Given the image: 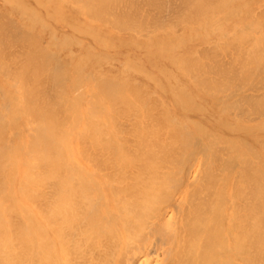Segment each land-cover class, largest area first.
I'll list each match as a JSON object with an SVG mask.
<instances>
[{
	"label": "bare ground",
	"instance_id": "obj_1",
	"mask_svg": "<svg viewBox=\"0 0 264 264\" xmlns=\"http://www.w3.org/2000/svg\"><path fill=\"white\" fill-rule=\"evenodd\" d=\"M33 1L36 6L31 0H2L0 6V77L6 79L5 85H0V264H264V17L259 15H264L261 11L264 0H180L184 18L176 15L179 2L175 0L176 5L175 1L169 0L170 4H175L173 8L166 0L164 5L172 6L169 9L176 12L175 15L169 13V16L181 17L182 24L185 21L186 30L181 25L187 41L193 42L190 45L181 37L183 34H176L181 30L176 29L180 25L179 19V25L175 26L166 21L168 16L166 18L161 12L160 17L165 18L161 22L159 9L157 16L153 17L156 16L155 20H160L161 25L166 22L171 30L159 23L160 26L153 29L156 25L151 22L154 27L147 25L149 30L145 28L146 32L142 33L141 28L134 26L138 23L135 12L139 13L141 9L133 6L134 9L138 7L134 19L125 12L130 3L134 5V0ZM138 2L143 4L142 0ZM141 3L140 8H144ZM164 5L165 10L167 5ZM76 10L78 13L72 18ZM141 12L137 20L142 16ZM66 13L70 16L65 20ZM151 13L147 12V15ZM143 16L146 19V14ZM143 16L139 23L144 22ZM81 17L96 19L102 24L113 23L114 28L123 31L118 34L117 41L121 42L118 51L123 52L126 46L134 45L145 52L143 57L136 59V55H127L122 61L119 56L115 58L98 52L74 34L84 32V35L93 36L92 39L103 37L104 40L106 32L103 30L104 36H99L100 32L94 30V26L80 22L78 18ZM175 20L173 18L174 24ZM64 22L72 29V34L66 33L61 24ZM227 23L232 26L224 27ZM171 25L175 26V33ZM36 27L40 28L41 36L49 35L47 46L37 43L36 32L32 33ZM215 27L220 30L215 31ZM228 29L235 30L236 35L232 34L235 39L241 30L239 38H248L249 46L242 43L245 38L242 42L230 39L232 36L226 39L227 36L223 35ZM214 33L226 41L213 44L209 50L201 49V53L208 57L212 50L213 57L208 60L206 56V63L217 58L216 54H222L231 40L235 46L230 44L228 48L240 50V45H244L242 48L245 49L241 50L250 61L241 60L243 55L238 57L241 50L237 49L236 55L231 50L233 53L229 56L235 57L229 62L233 63L232 60L238 57L241 62H234L240 67L234 63L235 67L227 68L230 71L223 70L226 64L232 66L225 60L230 53L225 54L227 48L220 57L226 55L224 60L228 63H221V68L222 60L218 56L217 65L213 64V68L220 65L217 69L225 71L219 69L215 72L227 76L220 73L217 77L206 76L212 66L210 62L207 63L210 68L206 63L202 64L205 56L199 51L203 43H212L209 35ZM136 34L146 35L147 39L142 41L141 37L136 38ZM103 40L98 41H110L108 38ZM74 42L86 50V55L82 54L81 58L85 55V61L91 60L98 67H88L90 71L85 73L86 76L80 67L83 78L78 73L75 75L80 78L74 76L72 81L91 77L95 82L100 80L95 84L102 88L104 101L109 102L111 111L107 110V103V111H104L105 103L103 106L94 105L102 102V98L98 99L100 95L93 91L89 95H96L99 101L88 98V102L93 103L83 107L80 98L83 90L82 95L77 93V83L70 84L71 90L78 89L76 95V90L73 92L75 98L72 96L70 101L67 97L69 60L68 64L65 63L68 57L63 56V61L57 49L68 47L72 54ZM50 46L56 50H50ZM215 46L222 50L218 51L220 47ZM71 54L73 58L75 54ZM191 58L196 59V63ZM104 62L110 73L122 66L124 75L128 74L122 79L124 84L133 80L127 79L133 72H144V77L152 81L154 93L161 100L173 97L176 106L199 115L207 125L192 122L196 131L190 130L187 126L194 120L187 118L191 121L185 122L182 118L181 129V123L173 115L179 127L171 121L173 117L168 118L175 125L174 128L168 123L175 134L167 126L170 132L163 136V140L162 132L151 119L153 116L144 110L147 108L142 105L144 98L141 104L137 103L135 93L139 87L143 89L142 83L137 86L135 80L131 82L135 84L133 88L138 87L133 94L134 102L120 91L127 85L118 81L123 85L117 86L114 77H109L112 80L103 79ZM32 67L34 71H30ZM76 67L79 69L75 65L73 73L78 72ZM149 68L153 73L148 72ZM213 68L210 69L212 72L216 69ZM27 69L31 73L37 71L36 75L40 73L53 84L49 90L52 93V88L55 89L50 98L52 101L41 99L46 89L41 88L42 93L37 85L34 90L31 84L27 86L30 75H23ZM181 71L188 76V85L180 78ZM24 76L29 90L22 85L25 84V81L22 83ZM31 76L37 77L34 73ZM34 77L29 78L33 80ZM37 78L33 83L40 82L42 77ZM15 81L22 83L17 86L19 88H16L18 83ZM8 85L15 86L14 91L9 92ZM128 86V89L132 88V85ZM190 86L194 87L195 96L187 93ZM148 92L152 93L150 89ZM194 98L200 101L198 105L195 101L194 104ZM98 106L103 110L95 108ZM92 109L98 110L92 112ZM84 111L85 114L86 111L96 112L102 120L94 119L93 123L92 119L88 123L86 119L91 114L86 115L85 126L79 130L76 127L83 124ZM148 112L153 113L150 109ZM20 121L29 124L28 137L20 135L23 129L19 126ZM215 125L218 132L211 128ZM14 126L17 131L11 133ZM174 129L181 130L176 133ZM87 141L91 144L89 149ZM75 142L80 145L76 152ZM85 143L86 150L82 147Z\"/></svg>",
	"mask_w": 264,
	"mask_h": 264
},
{
	"label": "rangeland",
	"instance_id": "obj_2",
	"mask_svg": "<svg viewBox=\"0 0 264 264\" xmlns=\"http://www.w3.org/2000/svg\"><path fill=\"white\" fill-rule=\"evenodd\" d=\"M139 1H141V0H139ZM145 1H146V0H145ZM150 1H152V0H147V3L150 2ZM153 1H155V0H153ZM173 1H175V0H173ZM173 1H172V2H173ZM177 1L179 2L180 0H177ZM177 1H175L174 3H176ZM142 2H143V4L146 3V2H144V0H142ZM157 2H158V3H157ZM161 2H162L163 4H159V3H161ZM164 2H166V0H165V1H164V0H163V1H161V0H158V1H157V0H156V2H154L155 4H154L153 2H150V3H153V4L150 5V4L148 3V4H149V5H148V4L146 3V4H145L146 6H145V5L143 6V4H142L141 2H138V0H136V2H135V0H134V2H133L134 5H133V4L131 5V3H130L129 8H128V6H127L128 10H126L125 12H126V13L128 12L126 15H128L129 18H130V17H131V18L133 17V19H134V16H135L136 14H138V15H136V16H138V18H139V15H140L139 13H140V12L142 11V9H143V11H142V12H144L143 14H144V15L146 14V16H147L146 19H144V16H143V14H142V12H141V15L143 16L142 21L144 20V22L139 23V20H141L142 16L140 17L139 20H137L138 18L136 19V22L138 21V23H135V22L133 21V22L135 23L134 26H137L138 28H141V30L143 31L142 33H145V32H146V31H145V28L148 29V28H147V27H148L147 25H150L149 28H152V27H154V26L156 25V27L153 28V29H157V26H160V25H161V23H159V21L161 20V22H162V18H164V16H165L166 18H167V16H168L169 20L166 19V21H171L172 24L175 25V26H176V25L178 26L179 24H177V23H179V21H180V25H179L178 28L176 27V29L179 30V29L181 28V30L183 31L184 27L187 26V25L185 24V21H184L185 19H183L184 24H182L183 22L181 23L182 20H180V19L184 18V16L182 17V15H183V11H184V8H182V7H183V4L181 5V3H180L181 1L179 2L180 5H179V7H178V6L176 7V8H177V10H176L177 14H176V12H174L175 9L172 10V11L169 9V8L172 7V6H173V8H174V7H175V4H174V3H173V4H170L171 1L168 0V3H167V2H166V3H167V4H170V5H172V6L169 5V6H170V7H169L167 4H165V5H167V6H166L167 8L164 10V8L162 7V6L164 5ZM140 3L142 4L141 7H144V8H140ZM31 4H32L33 6H36V3H35L33 0H31ZM127 4H129V3H127ZM158 4L161 5V6H159ZM1 5H2V0H0V6H1ZM122 5H123V4H122ZM152 5H154V6H152ZM165 5H164V7H165ZM176 5H178V4L176 3ZM130 6H131V7H130ZM133 6H134V7H135V6H138L139 9H141V11L139 10L140 12L138 11L139 13H137L136 9H138V7H136V8L134 9ZM151 6H152V7H151ZM156 6H158V7H162L163 9H162V8L160 9V8H158V7L156 8ZM132 7H133V8H132ZM148 7L151 8L152 11H151L150 9H148ZM127 8H126V9H127ZM130 8H131L132 10H131ZM152 8H153V9H152ZM154 8H156V9H155L156 12L158 11V9L160 10V11H158V12H160V13H159V16H158V19H160V20H158V19L155 20V17L157 16L158 12H157V13L154 12V11H155ZM178 8H179L180 10H179ZM181 8H182V9H181ZM133 9H134V10H133ZM144 9H145V11H144ZM146 9H147V10H146ZM168 9H169V10H168ZM171 9H172V8H171ZM181 10H183V11H181ZM134 11H136V12H135L136 14L134 13ZM163 11H165V12H163ZM166 11H169V12L166 13ZM170 11H171V12H170ZM178 11H179V12L181 11V12H180L181 14H180V13L178 14ZM258 11H259V10H258ZM261 11H264V9H262ZM261 11H260V12H261ZM125 12H124V13H125ZM147 12H148V13H149V12H153L154 14H153V13L150 14L152 17H153V15H156V16L153 17V18H150L151 16L148 14V15H149V17H148ZM161 12H162V15H164L163 17H160ZM172 12H173V13H172ZM77 13H78V11L76 10V13H73V14L71 15L72 18H74L75 15H77ZM133 13H134V14H133ZM155 13H156V14H155ZM163 13H164V14H163ZM165 13H166V14H165ZM169 13H170L171 15H172V14H174V15H175V14H176V15H179V16H181L182 18H181V17H180V19L178 18V19H179V21H178L177 17L174 16L173 18L176 19V20H175V24H174L173 18L170 17L171 15L169 16ZM258 13H259V12H258ZM262 13H264V12H262ZM66 14H68V15H65V16L63 17L65 20H66V18H67L68 16H70L69 13H66ZM129 14H132L133 16H130ZM162 15H161V16H162ZM259 15L264 17V15H262V14H259ZM73 16H74V17H73ZM179 16H178V17H179ZM159 17H160V18H159ZM63 18H62V16H59V19L62 20ZM69 18H70V17H69ZM69 18H68V19H69ZM129 18H128V19H129ZM131 18H130V19H131ZM135 18H136V17H135ZM147 18H149L150 20L153 19L155 22H154V21H149V20H147ZM156 18H157V17H156ZM170 18H172V20H170ZM259 18H260V17H259ZM78 19L80 20V22L84 23V25L88 24V25H92V26H94V27H95L94 30L100 32V35H99V36H104L103 34L106 32V33H105V36H104V38H105L104 40L106 41V39L108 38V40H110V41L103 42V43H101V41L103 40V37H102V38L100 37L101 39L98 38V40H101V41H98L95 37H94V39H92L93 36H90L89 34H86V33H85V35H84V32H83V34H82V33L79 34V33H77V32L74 34L75 36L81 37L82 40H84L85 42H87V43H89L90 45H92L93 48H95V50H97L98 52H100V53H105V54H110L112 57L114 56L115 58H116L117 56H119V58H120L122 61H125V56H127V55H131L132 57H135L134 55H136V59H141V57H143V55H144L145 52H143V50L141 51L140 49H137L134 45L126 46V47L122 50L123 52H119V51H118V48L120 47V43H121V42L118 43L119 41H117V40L119 39V37H120V35H118V34H119L120 32H123V31H120L119 28H114V27L112 26L113 23H110V24H109V23H108V24H102L101 22L97 21L96 19H92V20H91V19H87V20H85L83 17L78 18ZM261 19H262V18H261ZM157 20H158V22H156ZM63 21H64V20H63ZM146 21H149V24H148V22L145 24ZM163 21H165V18H164ZM259 21H260V19H259ZM151 22H152V23H151ZM51 23L55 24V22H53L52 20H51ZM65 23H66V22L61 23V24H63V26H65V30L67 31L66 33L69 32L68 34H72V29L69 28V26H68L67 24H65ZM82 23H81V24H82ZM127 23H128V22H127ZM129 23H130V22H129ZM150 23H151V24L155 23V25L153 24L154 26L152 25V27H151V24H150ZM156 23H157V24L159 23L160 25H159V24L157 25ZM167 23H168V22H167ZM131 24H133V23L131 22ZM143 24H144V25H143ZM168 24L170 25V22H169ZM168 24H167V25H168ZM181 24L184 25V26H183V29H182V25H181ZM115 25H116V24H114V26H115ZM162 25H163V23H162ZM162 25H161V26H162ZM164 25L166 26V22L164 23ZM164 25H163V26H164ZM173 25H171L172 27H170V26H169V27H170V28H174V29H172V30H173V32L175 33V31H176V30H175V26H173ZM225 25H226V26H225ZM225 25H224V27H230V26H232L231 24H228V23L225 24ZM92 26H91V27H92ZM142 26H143V27H142ZM100 27H101V30H100ZM219 27H220V26H219ZM160 28H161V27H160ZM162 28H163V27H162ZM164 28H165V27H164ZM215 28H216V27H215ZM217 28H218V27H217ZM217 28L215 29V31H219V30H220V28H219V29H217ZM222 28H223V27H222ZM143 29H144V30H143ZM226 29H227V28H226ZM103 30H104L105 32H103ZM112 30H113V31H112ZM148 30H149V29H148ZM166 30H171V29H168L167 26H166ZM181 30L176 31L177 36H180V34L178 35V32H179V33L183 34L181 37H182L183 39H186V41H185L186 43H189V45H190L191 43H193V42H188V41H187V36H186L187 34H186L184 31H183V32H184V33H183ZM184 30H186V28H185ZM111 31H112V32H111ZM247 31H248V30H247ZM247 31H246V33H248ZM35 32H36V37H37V39H39V40H37V41H38L37 43H38L39 45L47 46V40H48V41L50 40V39L48 38L49 35L46 34V35H42V36H41V35H40V28H37V27H36V30H32V33H35ZM227 32H228V33H227L226 35H223L224 37L227 36L226 39L228 38V36L230 37V36H232V34L236 33L235 30L233 31V30H231V29H228ZM238 32H239V30H238ZM241 33H242V32H241V30H240V34H239V35L237 34V35H238L239 37H241V36H240ZM108 34H110V35L108 36ZM33 35L35 36V34H33ZM37 35L39 36V38H38ZM111 35H112V36H111ZM116 35H117V38H116ZM121 35H123L124 37H127V36H125L126 34H123V33H122ZM141 35H142V34H141ZM141 35H140V34H136L135 36H136V38H140V37H141L140 40H142V41L145 40V39H147L146 35H142V36H141ZM201 35H202V34H201ZM235 35H236V34H234V36H235ZM107 36H108V37H107ZM143 36H144V37H143ZM202 36H203V35H202ZM210 36L212 37V39H211V40H212V43H211V44L203 43V45L200 47V51H199L200 53H199V54H202V53H203V52L201 53V49H202V48L204 49V51H205V50H209V49H210L209 47H211L213 44H214V45H216V44L219 45L218 42H219V43H223V42H224L223 40H225V38H224L223 36H222L223 39H222L221 37L218 38V37L216 36L215 33L209 35V37H210ZM41 37H42V38H41ZM110 37H111V38H110ZM203 37H204V36H203ZM239 37L236 36V39H235V37L232 36V38H230V39H235L236 42H239V41L242 42V41H243L242 39L245 38V37L243 38V36H242V39H240ZM214 38H215L216 40H215ZM40 39H41V40H40ZM204 39H205V38H204ZM221 39H222V40H221ZM239 39H240V40H239ZM43 40H44V41H43ZM104 40H103V41H104ZM123 40H125V41H126V40H127V41H130L129 38H123ZM201 40H203V39L201 38ZM228 40H229V39H228ZM235 40H234V42H235ZM238 40H239V41H238ZM246 40L248 41V38H245L244 42H242V43H244V45H248V46H249L250 41H248L247 44H245V43H246ZM111 41H112V44H111ZM225 41H226V40H225ZM41 42H42V43H41ZM97 42H98V43H97ZM203 42H205V41H203ZM231 42H232V40H231L230 43L228 44V47L230 46ZM236 42H235V44H236ZM74 43H75V44H74V45L72 44V46H71V48L73 49L72 54L69 52L70 49L68 50V47L66 48V47H63V46H62L63 49H57V50H59V54H61V57H62V60H63V61H64L63 56H64V57H68V59L66 60L65 63H67L68 60H69V65L67 66V67L69 68V70H68V72H69L68 79H69V80L67 81V88H68L69 90H68L67 97L70 99V101H71V99L73 100V98H72V96L74 97V93H73V92L76 90V91H75V95H76V92L78 91V89H77L76 87L78 86V87H79V92H77V93H78V94H79V93L81 94V93L83 92V95L81 94L82 96L80 97V98H81V104H82L83 107H85L86 104L90 102V100H89V102H88V98H90V99L92 98L91 100L93 101V99H96V98H95V97H97L96 95L99 94L101 97L98 96V97H99L98 99L102 98V102L99 101L98 99H96V101L98 100L100 103H96V102L94 101V102H95L94 105L97 106V104H100V105L103 106V103H105V105H104V111H107L108 109L110 110V104H109V102L104 101V92L101 91L102 88H101V89L98 88V87H100L99 85L97 86V85L95 84V83L97 82V80H96V82H95V79H94V78L92 79V77H91V78H89V79L87 78L88 80L84 79V80H82V81H81V79H79V80H78V82L80 81L79 83H78L77 81L75 82V83H77L75 89H73V88H72V90L70 89V88H71L70 84H73V83H74L72 80H74V78L77 77L75 74L78 75V73L80 74V73L82 72V70H83V74L86 76V74L89 73V71H90V70H88V67H92V66H96V67H98V65H96L97 63H95V62H93V61H91V60H88L90 63H89L87 60L85 61V59H84V57H85V55H86V50H85V48H83L82 46L77 45L76 42H74ZM224 43H225V42H224ZM227 43H228V42H226V46H227ZM232 43H233V42H232ZM103 44H104V45H103ZM106 44H107V46H106ZM110 44H111V45H110ZM240 44H241V43H240ZM109 45H110L111 47H110ZM224 45H225V44H224ZM232 45H233V44H231V46H232ZM238 45H239V44H238ZM238 45H236V46H238ZM244 45H240L241 48L244 47ZM105 46H106V47H105ZM113 46H114V47H113ZM116 46H117V47H116ZM206 46H208V48H207ZM220 46H221V45H220ZM220 46H219V47H220ZM234 46H235V45H233V47H234ZM240 46H239V47H240ZM248 46H247V47H248ZM205 47H206V49H205ZM215 47L217 48V46H215ZM219 47H218V48H219ZM221 47L223 48V46H221ZM221 47H220V49L217 48L218 51H219V50H222ZM228 47H227V48H228ZM233 47H232V48H231V47L228 48V49H229L228 51L226 50L227 48H226V49H225V48L223 49L224 51L226 50V53H225L226 55H227V52H228V53L230 52V53L227 55V57H226L227 59H225V56H226V55H224V58H223V57H222V58L220 57L221 55L223 56V54H224L223 52H224V51H223V52L220 51V52H222V54L220 53L221 55H220L219 53L216 54V52H215V54L217 55V58H218V56H219L220 59L222 60V62H220V65H221V63L223 64V62H224L225 60H228V62H229V61H231V58L233 59V58L235 57L234 55H233V56H229L231 53H233V51L235 52V55H236V50H237L238 48L235 49L236 47H235V48H233ZM245 47H246V46H245ZM247 47H246V48H247ZM113 48H114V49H113ZM212 48H213V47H212ZM241 48H240V50H241ZM125 49H126V50H125ZM234 49H235V50H234ZM242 49L244 50L245 48H242ZM50 50H56V48L53 47V46H50ZM129 50H130V51H129ZM231 50H233V51H231ZM238 50H239V49H238ZM238 50H237V51H238ZM240 50H239V51H240ZM243 50L240 51L241 54H240V53L238 54V52H237V54L239 55L238 57H240V56L243 55V58H244V59H243L242 57H241L240 59L243 60V61H245V60H247L248 58H245L246 56H245ZM202 51H203V50H202ZM211 51H212V50H211ZM211 51H209V53H208V54H211L210 56H212V53H210ZM242 51H243V52H242ZM67 52H68V53H67ZM206 52H207V51H206ZM206 52H204V53H206ZM65 53H66V54H65ZM73 53H74L75 55H74ZM174 53H175V52H174ZM70 54H71L72 56L74 55L73 58L70 56ZM79 54H80V55H79ZM82 54H85V55L82 56V58H81V55H82ZM78 55L80 56L79 58H78ZM202 55L205 56V59L203 58V60H202V64H203V63H206V60H207V59H208V60L210 59V56L208 57L207 54H206V55L202 54ZM202 55H200V56H202ZM213 55H214V52H213ZM216 55H215V56H216ZM200 56H197V57H200ZM206 56L208 57L207 59H206ZM76 57H77V58H76ZM194 57H196V55H195ZM212 57H213V56H212ZM228 57H230V58H228ZM238 57H237V58H238ZM85 58H86V57H85ZM217 58H214L213 61H211L212 59L209 61V62L211 63L210 65L212 66L211 68H213V64L217 65V64L215 63V61H216V62L218 61ZM237 58H236V60L234 59L235 62L238 61V63H240V62H241V61H239L240 59L238 60ZM78 59H82V61H85V62H82V61L80 62V60H78ZM86 59H87V58H86ZM191 59L193 60L192 62H194V61L196 60V59H194V58H191ZM198 59H199V58H198ZM198 59H197V60H198ZM200 59H202V57H200ZM224 59H225V60H224ZM221 60H219V61H221ZM234 60H232L233 63H232V62H229V63H232V66H231V64H228V66H227V64L225 65V63L227 62V61H225V62H224V65H225L226 68H222L223 65H221V66H220L219 64H218V65H219L223 70H226L227 68H231V67L233 68V67H235V65H236V63L234 62ZM134 61H135V60H134ZM198 61H200V60H198ZM243 61H242V62H243ZM247 61H250V60L248 59ZM110 62H111V61H110ZM135 62H136V61H135ZM209 62H207V63H209ZM228 62H227V63H228ZM25 63H26V62H25ZM88 63H89V64H88ZM106 63H107V62H106ZM194 63H196V62H194ZM199 63H200V62H199ZM207 63H206V64H207ZM217 63H218V62H217ZM234 63H235V65L233 66ZM238 63H237V64H238ZM67 64H68V63H67ZM73 65H74V66H73ZM75 65H78V68H79V69H77V67H76V70H78V72L75 71L76 73H75V72L73 73L72 71H73V69H75ZM102 65H103V64H102ZM107 65H108V64H105V62H104V66H105L106 70L103 71V72H104V74L102 75L103 79H104V77H107V80H112V78H109V77H114V78H117V79H115L117 86H118V84H120V82L123 83L122 79H123V78H126V76H127L128 74L124 75V73H123V71H122V66L120 65V66H119V67H118L113 73H110V72H108V66H107ZM199 65H201V64H199ZM199 65L197 64V66H199ZM229 65H230V66H229ZM240 65H241V64H240ZM72 66H73V67H72ZM83 66H84V67H83ZM201 66H203V65H201ZM204 66H205V64H204ZM219 66H215L214 68H216V69L213 68L214 70H213V72H212V70H210V69H211L210 66H208V64H207L206 67H208V68H210V69H208L209 71H208L207 73H209V74H206V76L210 75V77H214V76L217 77V76H218V73H220V75H223V74H221V73L223 72V70L220 69V68L217 69V67H219ZM80 67H82L83 69L81 68V69H82V70H81ZM85 67H86V69H84ZM96 67H95V68H96ZM236 67H240V66H239V65H238V66L236 65ZM169 68H171V67H169ZM232 68H231V69H232ZM30 69H31V70H30ZM30 69H27V71L25 70V71H24L25 73H23V75H25V74H27V75H25V76H29V75H30V76H29L30 78H31V77H34V76H31V74L33 75V73H34V75L37 76V77H39V75H40V77H42V78H41L42 80L40 79V82L38 81L37 83L39 84V83L42 82V84H40V86H39L37 83H33V81H35V80L38 79L37 77H36V78L34 77L35 79L32 78L33 80H31L29 77H27V78H28V80H27V78H25V76L22 77V79H23V80H22V83L25 81V84H24V83H23V84L21 83V84H22V85H25V88H26L27 86H29V84H31V85L33 84L34 86H33V85H32V86L30 85V87H31L32 89H33V88H36V89H37L38 87L40 88V89H39L40 91H42L41 88H43V90L46 89V90L48 91V92H47V91L45 90V91L47 92V95H46V92L43 93V91H42L43 94H41L40 92H38V93H39V95L41 94V95L43 96V97H41V99L44 98L45 102H47V101H48V98L50 99V98L54 95V93H53L54 90H55V89L53 90L54 87L52 88V91H53L52 93H50L51 91H49V90L51 89V87L53 86V84L49 83V81H48L45 77L41 76L40 73H37V75H36L35 73H36L37 71H35V72H33V73L29 72V70H30V71L33 70V67L30 68ZM219 69H220L222 72H220V71L217 72V71H216V72H217V75H215V73H216L215 70H219ZM231 69H229V70L227 69V70L230 71ZM79 70H81V71L79 72ZM120 70H121V71H120ZM148 70H149V71H148L149 73H150V72L153 73V69H152V68H149ZM33 71H34V70H33ZM137 72H138V71H137ZM137 72H133L130 76L127 77V79L129 78V79H133V80H135V81H136L135 84H136L137 86H138V85H141V83H142L143 89H142V87H139V88H138V87H135V86H134V88H133V85H135V84H132V83H134L135 81L130 80V82H128V81L125 79L124 82L127 81L126 83H129V84H124V83H123V84H124V85H127V86L129 85L128 87H131V85H132V88H129V89H128L127 86L124 87V86H122L123 84H122V85L120 84L119 87L122 86L121 88L124 89V90L120 89V91H122V93H125V94H127L128 96H130L131 99H133L134 102L137 100V103H138V104H139V103L141 104V103H142V100H143V98H144V101H145V102L143 101L142 105L145 106V107H147V108L144 109V110H147L146 112H147V114H148L149 116H151V117L153 116V118H151V119H152V121L154 120V123L157 125L156 128L159 129V132H160V131L162 132V133L160 132V133L162 134V137H163L164 135H166L167 132H170V130H171V133L173 132V129H171V128H173V127H169V125L174 126V128H175V125H173V124H177V123L179 122V123H181V124H180V127H181V126H182L183 119L185 120V122H188L189 119H191V120L193 119V120H194V121L189 120V122L191 121V123H189V125H188L187 127H188V129H190V130H194V131H196V129H195L196 126H194L195 123L193 124L192 122L200 121V122L204 123L205 125H207V123H206L205 121L200 120V116H199V115H197V114H195V113H192V112H189V111H188V112H187V111H184L182 108H180V106H176V104H175L176 102H173V101H174V100H173V97H170V98H166V97H165L163 100H161L160 97H159V95H157L156 93H154L155 89H154V85H152V84H153L152 81H150L149 78H147V77L145 78V77H144V75H143L144 72L142 73V72L139 71V73H141V74H139V73H137ZM183 72H184V71H181V72H180V76H181L180 78L182 79V81L186 82V84L188 85V83H187L188 76L186 75V77H185V76L182 74ZM211 72H212L213 74H212ZM214 72H215V73H214ZM224 72H225V71H224ZM224 72H223V73H224ZM226 72H227V71H226ZM85 73H86V74H85ZM121 73H123V74H121ZM130 73H131V72H130ZM136 73H137V74H136ZM151 73H150V74H151ZM83 74H82V75H83ZM120 74H121V76H120ZM182 75H183V76H182ZM225 75H226V74H224L223 76L226 77L227 75H226V76H225ZM74 76H75V77H74ZM79 76H80L81 78H83V77L81 76V74H80ZM124 76H125V77H124ZM73 77H74V78H73ZM80 77H77L76 79H78V78H80ZM96 77H97V76H96ZM96 77H95V78H96ZM102 77H101V78H102ZM208 77H209V76H208ZM2 78H3V77H0V85L4 86V85H5V81H6V79H5V78L2 79ZM24 79H26V80L28 81V85H27V83H26L27 81L24 80ZM43 79H44V80H43ZM45 79H46V81H45ZM96 79H98V78H96ZM99 79H100V77H99ZM99 79H98V80H99ZM105 79H106V78H105ZM159 79H160V78H159ZM4 80H5V81H4ZM83 81H84L85 83H83ZM99 81H100V80H99ZM99 81H98V82H99ZM118 81H120V82L118 83ZM132 81H133V82H132ZM13 82H14V81H13ZM13 82H12V83H13ZM15 82H16V81H15ZM35 82H36V81H35ZM70 82H71V83H70ZM98 82H97V84H98ZM131 82H132V83H131ZM17 83H18V81L16 82V84H17ZM46 83H47V84H46ZM75 83H74V84H75ZM9 84H11V82H9ZM21 84L18 83V85H16V88H19V87H17V86H19V85L21 86ZM45 84H46L47 87H46V86H43V85H45ZM74 84H73V86H74ZM78 84H81V87H80ZM184 84H185V83H184ZM26 85H27V86H26ZM36 85H37L38 87H36ZM48 85H49V86H48ZM149 85H151V87H150ZM8 86H9V85H8ZM41 86H42V87H41ZM69 86H70V87H69ZM73 86H72V87H73ZM96 86H97V89H98V90L96 89ZM117 86H116V87H117ZM145 86H146V87H145ZM152 86H153V87H152ZM6 87H7V86H6ZM49 87H50V88H49ZM123 87H124V88H123ZM14 88H15V86H12V85H11V87L9 86L8 90L11 89L9 92L14 91V90H13ZM31 88H30V89H31ZM90 88H92V89L90 90ZM103 88H104V87H103ZM117 88H118V87H117ZM136 88H138V89H136ZM140 88H141V89H140ZM145 88H146V89L148 88V89L146 90ZM188 88H189V87H188ZM27 89H28V87H27ZM27 89H26V90H27ZM32 89H31V90H32ZM36 89H35V90H36ZM81 89H82L83 91H82ZM99 89H100V90H99ZM135 89H136L137 91H136ZM144 89H145V91H146L145 94H144V92H143ZM149 89L152 91L153 95L155 94L154 96H156V97L159 98V100H158V98H157V100H156V99H155L156 97H154V96L152 95L151 92H150V94H151L152 97H154V98H152V97L150 96V94H148V93H149V92H148ZM28 90H29V89H28ZM33 90H34V89H33ZM33 90H32V91H33ZM70 90H71V91H70ZM189 90H190V91H189ZM15 91L17 92V89H16ZM81 91H82V92H81ZM92 91L95 92V94H96V95L94 94V95H95L94 97H93V95H92V96L89 95L90 92H92ZM128 91H129L130 93H129ZM132 91H134V92H132ZM135 91H136V93H135ZM140 91H142V92H140ZM187 91H188L187 93H190L192 96H195V94H196V91H195V89H194L193 86H190V88L187 89ZM93 92H92V94H93ZM98 92H99V93H98ZM100 92L103 93V94L101 95ZM131 92H132V93H131ZM138 92H139V94H138ZM147 92H148V93H147ZM86 93H87L88 95H87ZM134 93H135V96L137 97L136 100H135V98H134V96H133ZM140 93H141V94H140ZM194 93H195V94H194ZM10 94H11V93H10ZM17 94H18V92H17ZM44 94H45V96H47V99H45L46 97L44 96ZM48 94H50L49 97H48ZM78 94H77V95H78ZM137 94H138V95H142V96H137ZM147 95H149L150 97L148 96V98H146ZM78 96H79V95H78ZM143 96H145V97H143ZM138 97H139V99H138ZM140 97H141L142 99H140ZM74 98H75V97H74ZM147 99H148L149 101H148ZM152 99H153L154 101H153ZM46 100H47V101H46ZM50 100L52 101V99H50ZM138 100H140L141 102H139ZM146 100H147L148 102H147ZM150 100H151V101H150ZM14 101H15V100H14ZM75 101H76V100H75ZM152 101H153V102H152ZM155 101H156V102H155ZM157 101H158L159 103H160V101H161V104H159ZM194 101L196 102L197 105H198V103H200V101L197 100V98H194L193 102H194ZM49 102H50V101H49ZM195 102H194V104H195ZM16 103L18 104L19 102H17V100H16ZM90 103H91V102H90ZM90 103H89V104H90ZM92 103H93V102H92ZM92 103H91V104H92ZM106 103L109 104V106H108ZM145 103H146L148 106H146ZM148 103H150V107H151V105H152L153 108H154L155 106L157 107V108H154L155 111H153L154 109H152V107H151V108L149 107V104H148ZM152 103H153V104H152ZM156 103H158V105H156ZM91 104H90V106H91ZM196 104H195V105H196ZM18 105H19V104H18ZM162 105H163V107H162ZM15 106H17V105L15 104ZM102 106H101V107H102ZM107 106H108V108H107V110H106V107H107ZM159 106H160V107H159ZM17 107H18V106H17ZM145 107H143V108H145ZM95 108H98V109H102V110H103V108H100V106L95 107ZM158 108H159V109H158ZM98 109H94V110L92 109L93 111H92V110H89V111H90V112H91V111L94 112V111H96V110H98ZM149 109H150V111H152L153 113L148 112ZM160 109H162V112H161ZM163 109H164V110L168 109V110H166L168 114H166V111H164V112H165V113H164V112H163ZM110 111H111V110H110ZM86 112H87L86 114H85V111H84V113H83V117H84L83 124H84V125L82 124V125L76 127V128H79V130L82 129V128L85 126V122H84V121H86V120H87V121L89 120L90 122H92L91 120L93 119V123H94L95 120H96V121H97V120H100V119L102 120V118L99 119L98 114H97L96 112H95V114H94V113H90V112H88V111H86ZM156 113H157V114H156ZM89 114H91L90 117L88 116L90 119H89V118L86 119V117H87L86 115H89ZM155 114L157 115V117L155 116ZM165 114H166V115H165ZM92 115H93V118H92ZM94 115H95V117H96V115H97V117L94 118ZM168 115H169V117H168ZM173 115L176 117V119L178 120V122L176 121V119L174 118ZM154 116H155V117H154ZM162 116H166V117H167V120H168V118H172V117H173V118L171 119V121H173V124H172V122H169V120L166 121V117H164L165 119H164V118H161ZM170 116H171V117H170ZM185 116H186V118H185ZM30 118H31V117H30ZM154 118H155V119H154ZM182 118H183V119H182ZM187 118H189V119H187ZM27 119H28V118H27ZM27 119H26V120H27ZM85 119H86V120H85ZM94 119H95V120H94ZM158 119H159V121H160L159 123H158V121H157ZM162 119H163V121H162ZM174 119H175V122H176V123L174 122ZM89 121H88V123H89ZM156 122H157V123H156ZM164 122H165V124H164ZM86 123H87V122H86ZM88 123H87V124H88ZM161 123H162V124H161ZM166 123H167V124H166ZM168 123H169V125H168ZM183 123H184V122H183ZM23 124H24L25 127H26V126H27V127L25 128V127L23 126ZM87 124H86V125H87ZM158 124H159V125H158ZM89 125H90V124H88V126H89ZM164 125H165V126H164ZM19 126H22V128H23V129H21V133H20V135H21V136H24V138H25V137H28L29 134H27V133H28V131L30 132V130H29V128H30L29 124H27L26 121H20ZM82 126H83V127H82ZM160 126H161V127H160ZM162 126H164L165 128L162 127ZM167 126H168V129H170L169 131H168V129L166 128ZM176 126L179 127V124H177ZM80 127H82V128H80ZM86 127H87V126H86ZM159 127H160V128H159ZM178 127H176V129H178ZM209 127H211V126H209ZM15 128H16V127L14 126L13 129H11V133L14 132V131H15V132L17 131V129H15ZM163 128H164V129H163ZM211 128L216 129V132L219 131V128H218L216 125H215V126H212ZM14 129H15V130H14ZM181 129H182V127H181ZM181 129H179V130H181ZM188 129H187V130H188ZM163 130L166 131V132L164 131L165 134L163 133ZM174 130H175V129H174ZM179 130H177V131L175 130V132L177 133ZM75 132H77V131H75ZM173 133H174V132H173ZM174 134H175V133H174ZM226 134H227V132H226ZM126 136H128V135H126ZM162 137H159L158 139H159V140L161 139V141H163V140H164V137H163V140H162ZM168 140H169V139H168ZM218 141L220 142V141H222V140H218ZM169 142H170V140H169ZM219 142H218L217 144H219ZM86 143H88V141H87ZM86 143H85V146L82 145V147H84V149L87 147ZM166 143H167V141H166ZM166 143H165V144H166ZM173 143H174V142H173ZM167 144H168V143H167ZM167 144H166V145H167ZM174 144H175V143H174ZM89 145H91V144L88 143V149L90 148ZM175 145H176V144H175ZM77 148L80 150V145H78V143L75 142V144H74L75 152L77 151ZM88 149H87V150H88ZM85 150H86V149H85ZM88 151H89V150H88ZM77 157H78V156L76 155L75 158L78 160ZM198 157H199V156H198Z\"/></svg>",
	"mask_w": 264,
	"mask_h": 264
}]
</instances>
